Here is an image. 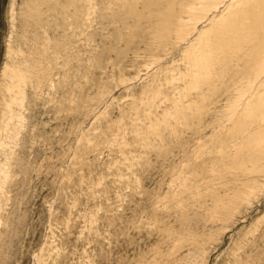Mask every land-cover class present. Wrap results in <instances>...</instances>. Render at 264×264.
I'll return each instance as SVG.
<instances>
[{"label":"rangeland","instance_id":"374dc122","mask_svg":"<svg viewBox=\"0 0 264 264\" xmlns=\"http://www.w3.org/2000/svg\"><path fill=\"white\" fill-rule=\"evenodd\" d=\"M0 264H264V0H0Z\"/></svg>","mask_w":264,"mask_h":264},{"label":"bare ground","instance_id":"6f19581e","mask_svg":"<svg viewBox=\"0 0 264 264\" xmlns=\"http://www.w3.org/2000/svg\"><path fill=\"white\" fill-rule=\"evenodd\" d=\"M189 7H190V8H192L193 6H192V7H191V6H189ZM186 8H187V7H186ZM184 10H185V9H184Z\"/></svg>","mask_w":264,"mask_h":264}]
</instances>
